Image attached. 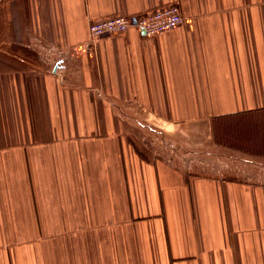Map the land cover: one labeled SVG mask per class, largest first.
<instances>
[{"label":"crops","instance_id":"crops-1","mask_svg":"<svg viewBox=\"0 0 264 264\" xmlns=\"http://www.w3.org/2000/svg\"><path fill=\"white\" fill-rule=\"evenodd\" d=\"M170 3L176 28L90 37ZM262 111L264 0H0V264H264V153L214 138Z\"/></svg>","mask_w":264,"mask_h":264},{"label":"rangeland","instance_id":"rangeland-1","mask_svg":"<svg viewBox=\"0 0 264 264\" xmlns=\"http://www.w3.org/2000/svg\"><path fill=\"white\" fill-rule=\"evenodd\" d=\"M229 123L231 124L227 125L223 131L217 133L218 135H216L215 132L214 138H216L218 141L225 140L228 143L232 144L237 141L245 148L249 147L251 141H253L252 145L255 146V151L257 148L258 152L263 155L264 111H262V113H258L256 117L255 115H253V117H249L247 115L242 116V118L239 119L241 128H235L234 116L229 119ZM134 133L137 150L143 155H152L154 156V158H169L170 156L174 155V153H176V150L178 149L177 146H174V144L177 142H182L180 136L171 135V137L169 138L164 134L163 130L135 129ZM182 143L185 146H189L187 142ZM253 167L256 168V166ZM35 205L36 204H30L27 209H24L22 205L21 208H23V216L27 214L33 215ZM41 210L42 209H39V213H41ZM21 211L22 209H20L18 212L20 213ZM36 212L38 214L37 208Z\"/></svg>","mask_w":264,"mask_h":264},{"label":"built area","instance_id":"built-area-1","mask_svg":"<svg viewBox=\"0 0 264 264\" xmlns=\"http://www.w3.org/2000/svg\"><path fill=\"white\" fill-rule=\"evenodd\" d=\"M185 19L177 3H170L152 10L142 12L136 16L115 15L96 18L89 24L92 40H98L107 34H123L129 28L137 27L145 34L157 35L167 30L176 28Z\"/></svg>","mask_w":264,"mask_h":264},{"label":"water","instance_id":"water-1","mask_svg":"<svg viewBox=\"0 0 264 264\" xmlns=\"http://www.w3.org/2000/svg\"><path fill=\"white\" fill-rule=\"evenodd\" d=\"M144 32V31H143Z\"/></svg>","mask_w":264,"mask_h":264}]
</instances>
